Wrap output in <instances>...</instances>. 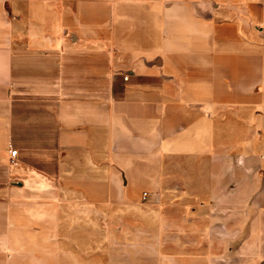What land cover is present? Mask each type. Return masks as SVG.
I'll return each mask as SVG.
<instances>
[{"label":"crops","instance_id":"0c3cea01","mask_svg":"<svg viewBox=\"0 0 264 264\" xmlns=\"http://www.w3.org/2000/svg\"><path fill=\"white\" fill-rule=\"evenodd\" d=\"M262 187L264 0H0V264L226 243Z\"/></svg>","mask_w":264,"mask_h":264},{"label":"rangeland","instance_id":"374dc122","mask_svg":"<svg viewBox=\"0 0 264 264\" xmlns=\"http://www.w3.org/2000/svg\"><path fill=\"white\" fill-rule=\"evenodd\" d=\"M261 201L243 204V226L236 228L235 220L229 219V226L236 228V233L228 234L222 240L213 237L212 244L199 242L202 236H188L190 241L197 242L196 250H178L172 236L148 235L146 249H140L138 239L125 245L131 247L115 253L116 264H261L264 262V187L261 188ZM263 192V194H262ZM256 198V197H255ZM229 214L234 204H225ZM250 216V217H248ZM240 221L238 220V223ZM119 246V245H117ZM118 248V247H117Z\"/></svg>","mask_w":264,"mask_h":264},{"label":"built area","instance_id":"2783aa9c","mask_svg":"<svg viewBox=\"0 0 264 264\" xmlns=\"http://www.w3.org/2000/svg\"><path fill=\"white\" fill-rule=\"evenodd\" d=\"M127 78H128L127 75H124V76H123V79H124V80H127ZM8 149H9L10 157H11L12 159H15L16 156H17V154H18V150L15 149V148H12V146H11L10 144H8ZM143 195H144V196H143V198H144V197L146 196V193H144Z\"/></svg>","mask_w":264,"mask_h":264}]
</instances>
